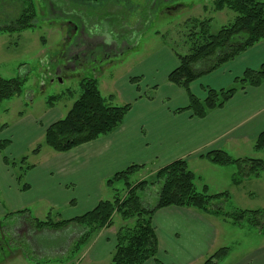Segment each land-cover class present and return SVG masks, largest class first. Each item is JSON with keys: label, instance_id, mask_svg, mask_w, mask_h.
Listing matches in <instances>:
<instances>
[{"label": "rangeland", "instance_id": "1", "mask_svg": "<svg viewBox=\"0 0 264 264\" xmlns=\"http://www.w3.org/2000/svg\"><path fill=\"white\" fill-rule=\"evenodd\" d=\"M31 1L37 13L33 27L21 31L0 30V75L4 78L27 79L21 96L5 99L0 104V125L8 124V127L0 133V138L12 141V147L8 151L9 158L17 162V167L6 166L16 179L17 174L29 165L32 168H26L28 170L24 177L28 184L30 183L27 182L26 177L30 170L46 167L47 170L52 171L53 182L49 188L52 194H49L45 200L31 202L30 215L40 220L46 219L49 214L54 218L71 217L72 214L78 213L79 209L74 207L77 201L72 199L69 206L61 205L64 198L68 196L70 198V192L73 191L57 190L55 183L59 179L57 168L61 153L66 152H57L48 146L45 143V132L51 123L67 115L74 101L81 95L82 80L97 79L102 95L112 96L110 102L118 106L128 103L135 88L138 87L141 88L138 91H144V95L152 97L156 90L153 85L165 81L161 75L171 64L170 53H174V48L182 53L185 52L186 21L193 18L201 20L211 18V32L216 33L222 26L233 22L236 13L229 9L216 11L215 0H167L165 3L163 0H114V3L107 7L109 16L103 15L109 18L106 21H102L99 17L97 19L96 16L89 19L84 30L86 40L78 41L76 38L80 37V30L68 38L67 30L61 26L63 16L53 13V9L58 11L65 6L63 0ZM23 4L20 0H0V27L15 21L22 10L28 6L26 3ZM139 6L146 7V20L143 25L138 28L133 25L131 29L124 28L120 16L123 18L127 14L131 17L129 23L133 24L131 21L136 15L135 9ZM173 7L175 9L168 11ZM84 57L88 58L85 64ZM59 69L60 72H58ZM131 78L137 80L131 82ZM163 92L170 93L165 88ZM194 93L197 94V91L195 90ZM156 94L158 100H161L157 90ZM52 96H59V98L54 100L51 106L49 99ZM178 100L176 97L170 99L177 103L181 101ZM38 145L42 146L41 150L38 154H34L33 150ZM223 150L234 158H243V155L259 157L256 153L253 154L256 149L251 148L248 141L224 144ZM24 156L28 159L25 164H22L21 159ZM188 161L189 168L196 174L195 183L199 191H203L204 186H207L209 194L225 192L229 194V197L217 200L224 211L264 208V171L257 176L247 178L239 173L237 165H218L207 158ZM144 167L132 175L130 182L154 180L155 168L153 169L152 165L146 166V169ZM235 180L241 183H236ZM150 185L146 190L140 191V195L145 205L154 206L158 200L159 186L156 182H150ZM1 187L0 183V192ZM124 188L123 181L117 182L114 188L105 185L102 189V199L112 200L117 191L122 194ZM19 189L21 192L28 191L21 190L20 185ZM0 199L4 204L2 198ZM3 209L7 214L11 210L6 205ZM212 216L215 217L213 214ZM4 218L0 216V225L7 226L8 222H5ZM227 222V227L221 224L219 241L224 239V247L229 248V253L218 264H234L257 248L264 246V234L260 232L259 234L256 228L249 226L246 222L241 223L242 225ZM123 224L121 216L116 214L114 226L109 229L110 232L116 234ZM12 231L11 228H7L5 232L13 238ZM68 231L69 234L77 232L74 227H70ZM223 232L229 234L223 235ZM99 234L101 232L97 236H100ZM1 235L0 232V245L2 244L0 264H96L90 260L92 241L78 253L71 254L64 231L53 233L51 236L52 244L63 247L62 252L57 253L53 250V254L44 255L43 259L32 255L25 239L20 241L24 243L20 251L25 254L14 256L12 252L16 247H11L12 244L7 241L8 239L1 241ZM205 261H195L192 264H205ZM110 263L111 256H107L105 260L97 264Z\"/></svg>", "mask_w": 264, "mask_h": 264}, {"label": "trees", "instance_id": "2", "mask_svg": "<svg viewBox=\"0 0 264 264\" xmlns=\"http://www.w3.org/2000/svg\"><path fill=\"white\" fill-rule=\"evenodd\" d=\"M20 1L24 3L23 5L28 4L26 9L22 10L15 21L0 27V30L21 31L35 25L37 13L32 1ZM214 7L216 11L229 9L236 13V17L233 22L222 26L216 33L211 32V18L203 20L193 18L186 21L185 52L173 49L178 66L169 73L168 81L187 92L188 104L176 109L175 113L189 111L193 117L203 119L211 111L225 107L238 91L264 84L263 62L256 69L246 68L242 75L234 79L230 87L221 89L204 87L206 97L203 99L192 92V83L235 60L255 45L264 43V0H215ZM171 9L175 8H169L168 11ZM136 80L131 78V82ZM26 81V78H4L0 75V104L5 99L21 96ZM81 87V95L74 101L67 115L54 121L46 129L45 143L57 152H69L80 145L110 134L123 123L133 107L132 103L121 106L112 104L110 102L112 96L102 95L95 78H84ZM137 89L141 90L140 87ZM154 89H158V86L156 85ZM147 97L152 99L150 95ZM58 98L59 96L50 97V105L52 106L54 100ZM7 127L8 124L0 125V133ZM11 144L12 141L9 139H0V153L4 164L15 168L17 162L5 153ZM41 147L38 145L33 153L38 154ZM255 149L264 150V131L256 139ZM201 157L218 165H237L239 173L247 178L257 176L264 171V159L234 158L223 149L211 150ZM27 159V156H24L21 159L22 164H25ZM28 167L32 168L31 165ZM143 167L140 164H132L108 178L106 184L112 188L117 182L123 181L125 185L123 193L119 194L117 191L114 199L100 200L93 209L81 215L64 219L54 218L49 214L46 219L40 220L30 215L29 209H20L10 215L26 216L28 223L37 232L45 229L64 231L74 227L77 232L70 238L68 246L70 245L71 254H76L99 232L113 227L114 217L119 214L124 224L116 231L115 248L110 264H145L149 260H153L155 264H165L157 257L159 243L153 218L156 211L171 206L194 208L221 217L233 224L246 222L264 234V208L224 211L217 200L229 197V194L227 192L209 194L207 186H204L203 191H199L195 183L196 174L189 168L186 159L178 158L160 167L156 170L152 181L130 182L132 175ZM26 168L17 174L16 179L23 191L30 189V184L24 179L25 172L28 170ZM150 182H156L159 186L158 200L154 206L145 205L140 195V191L151 186ZM235 182L241 183L238 180ZM115 190L118 189L115 188ZM2 237L1 241L8 239L7 241L12 244L11 247H15L13 246L15 244L18 247L23 245L20 242L22 239L18 236L12 238L10 234L2 233ZM10 246L8 248H11ZM228 253V247H221L208 257L205 264H218Z\"/></svg>", "mask_w": 264, "mask_h": 264}, {"label": "crops", "instance_id": "3", "mask_svg": "<svg viewBox=\"0 0 264 264\" xmlns=\"http://www.w3.org/2000/svg\"><path fill=\"white\" fill-rule=\"evenodd\" d=\"M170 57L171 64L161 75L164 83L161 81L153 85L158 86L156 90L161 100H158L156 90L152 96L154 99H149L148 95H144V91L135 88L133 97L129 99L133 107L119 127L108 135L61 153L57 168L59 179L55 181L56 189L73 191L70 192V198H64L61 206H69L74 199L77 201L74 207L79 209L78 213L64 219L93 209L103 200L102 189L107 185L108 178L132 164L152 165L153 169L157 170L175 159L184 158L189 165V159L203 158L202 154L214 149H223L224 144H238L242 141H248L255 150V141L264 131V84L238 91L225 107L211 111L203 119L193 117L189 111L175 113L177 108L188 104V95L184 89L168 81L169 73L178 66L175 54L170 53ZM263 62L264 43H259L235 60L192 83L191 90L193 93L196 90L195 94L203 99L206 97L204 87H230L234 79L242 75L246 68L256 69ZM164 88L170 93L164 94ZM174 96L181 101H170ZM11 147L12 145L6 150L8 156ZM255 151L253 154L259 155L258 158H264V150ZM8 169L0 154V198L4 201V204L0 201V216L5 217V222H8L7 226L0 225V232L5 235L7 228H11L13 237L25 239L31 250L29 251L34 256L50 255L53 250L62 252L63 247L51 242L52 234L62 231L45 229L37 232L28 223L26 216L9 215L20 209H29L31 212V202L45 200L52 194L49 189L53 182L52 171L46 167L30 170L26 179L31 184V189L21 192L15 176ZM5 205L11 208L8 214L3 209ZM222 220L221 217H213L194 208L171 206L159 209L153 218L159 243L158 259L165 264L205 261L215 250L224 247V239L219 241V233L221 224L227 227L228 222ZM109 229L102 230L100 236L97 234L91 242L94 248L91 247L90 260L93 263L102 262L114 251L115 233ZM64 233L66 242H69L74 234H69L68 229L64 230ZM226 234L229 233L223 232V235ZM1 238L3 239L2 235ZM14 246V256L25 254L20 251L22 246ZM145 264L155 262L149 260ZM234 264H264V246Z\"/></svg>", "mask_w": 264, "mask_h": 264}, {"label": "flooded vegetation", "instance_id": "4", "mask_svg": "<svg viewBox=\"0 0 264 264\" xmlns=\"http://www.w3.org/2000/svg\"><path fill=\"white\" fill-rule=\"evenodd\" d=\"M114 3V0H63V6L60 10L53 9V13L55 15L63 16V21H61V26L67 30V33L69 34L68 38L71 34H77V32L80 30V37H77L76 40L78 41H85V25L86 22L91 20L92 17H95L98 19L101 18L102 21H106L107 18L105 16H109V11L107 9L108 6ZM145 6H139L135 9V16L134 19H132L131 22L133 24H130V18L126 14L123 18L120 16L121 23L124 25V28L131 29V26L138 28L141 27L144 23L145 19ZM174 8V7H173ZM104 9H107V11H103ZM52 11V9H50ZM65 15V16H64ZM105 15V16H103ZM68 16V17H66ZM91 17V18H90ZM146 23V22H145ZM84 35V36H83ZM92 58L94 56H91ZM88 62V58H83V63L85 64ZM60 72V69L59 71Z\"/></svg>", "mask_w": 264, "mask_h": 264}]
</instances>
